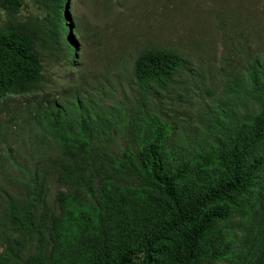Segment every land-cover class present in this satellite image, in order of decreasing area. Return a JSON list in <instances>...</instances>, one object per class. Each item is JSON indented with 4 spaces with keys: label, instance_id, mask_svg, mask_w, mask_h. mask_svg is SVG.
I'll list each match as a JSON object with an SVG mask.
<instances>
[{
    "label": "trees",
    "instance_id": "1",
    "mask_svg": "<svg viewBox=\"0 0 264 264\" xmlns=\"http://www.w3.org/2000/svg\"><path fill=\"white\" fill-rule=\"evenodd\" d=\"M40 1V24L72 65L66 0ZM22 3L0 0V9ZM36 38L0 27V103L25 97L22 112L57 151L25 172L19 190H1L0 264H264V59H246L228 76L225 98L206 104L202 131L186 140L175 134L184 125L155 111L162 91L189 72L175 51L141 50L131 69L135 103L99 109L78 91L84 79L61 101L42 93ZM115 132L122 142L112 151ZM46 171L79 186L57 196L49 225L37 213ZM34 236V252L21 260Z\"/></svg>",
    "mask_w": 264,
    "mask_h": 264
},
{
    "label": "rangeland",
    "instance_id": "2",
    "mask_svg": "<svg viewBox=\"0 0 264 264\" xmlns=\"http://www.w3.org/2000/svg\"><path fill=\"white\" fill-rule=\"evenodd\" d=\"M22 2L14 13L0 9V27L13 25L36 34L46 97L61 101L84 79L78 91L91 97L94 107L107 109L120 103L128 108L137 96L131 69L141 50L171 49L188 60L190 69L181 76L183 81L162 91L155 104L162 118L184 125L175 134L186 140L202 131L198 126L206 104L213 106L225 98L228 76L246 59H264V0H66V23L75 43V53L69 54L72 65L48 40L49 27L40 24L47 15L43 3ZM25 99L16 96L0 103V193L19 190L26 171L35 163L45 166L56 156L50 136L41 135L22 112ZM119 134H111L108 146L112 151L121 145ZM93 184L97 186L98 181ZM78 188V184L57 181L56 172L46 171L44 203L37 213L45 212L47 225L59 215L57 196ZM36 239L24 247L21 260L34 252ZM3 247L0 241V252ZM42 247L47 253L50 243L45 240Z\"/></svg>",
    "mask_w": 264,
    "mask_h": 264
}]
</instances>
